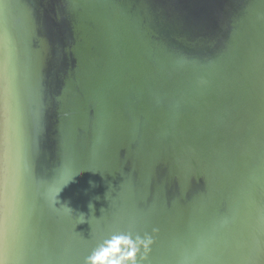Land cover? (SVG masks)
Masks as SVG:
<instances>
[{"label": "water", "instance_id": "water-1", "mask_svg": "<svg viewBox=\"0 0 264 264\" xmlns=\"http://www.w3.org/2000/svg\"><path fill=\"white\" fill-rule=\"evenodd\" d=\"M3 107L0 264H264V0H0Z\"/></svg>", "mask_w": 264, "mask_h": 264}, {"label": "bare ground", "instance_id": "bare-ground-1", "mask_svg": "<svg viewBox=\"0 0 264 264\" xmlns=\"http://www.w3.org/2000/svg\"><path fill=\"white\" fill-rule=\"evenodd\" d=\"M5 122V108L3 107L2 111H1V119H0V123Z\"/></svg>", "mask_w": 264, "mask_h": 264}, {"label": "snow or ice", "instance_id": "snow-or-ice-1", "mask_svg": "<svg viewBox=\"0 0 264 264\" xmlns=\"http://www.w3.org/2000/svg\"><path fill=\"white\" fill-rule=\"evenodd\" d=\"M104 255H107V253H105Z\"/></svg>", "mask_w": 264, "mask_h": 264}]
</instances>
